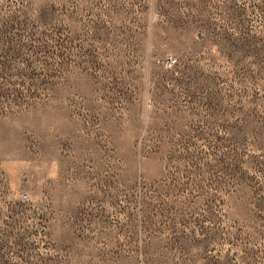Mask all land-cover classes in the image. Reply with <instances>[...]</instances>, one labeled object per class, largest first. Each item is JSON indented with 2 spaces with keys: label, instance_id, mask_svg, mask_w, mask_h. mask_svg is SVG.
I'll return each mask as SVG.
<instances>
[{
  "label": "rangeland",
  "instance_id": "1",
  "mask_svg": "<svg viewBox=\"0 0 264 264\" xmlns=\"http://www.w3.org/2000/svg\"><path fill=\"white\" fill-rule=\"evenodd\" d=\"M0 264H264V0H0Z\"/></svg>",
  "mask_w": 264,
  "mask_h": 264
}]
</instances>
